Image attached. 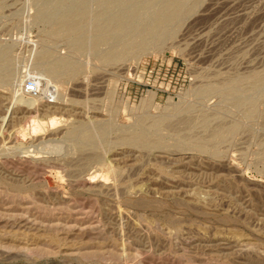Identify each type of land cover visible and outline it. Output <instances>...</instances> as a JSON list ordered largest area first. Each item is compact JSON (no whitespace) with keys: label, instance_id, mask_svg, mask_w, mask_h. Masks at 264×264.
<instances>
[{"label":"rangeland","instance_id":"1","mask_svg":"<svg viewBox=\"0 0 264 264\" xmlns=\"http://www.w3.org/2000/svg\"><path fill=\"white\" fill-rule=\"evenodd\" d=\"M0 52V264H264V0H0Z\"/></svg>","mask_w":264,"mask_h":264},{"label":"bare ground","instance_id":"2","mask_svg":"<svg viewBox=\"0 0 264 264\" xmlns=\"http://www.w3.org/2000/svg\"><path fill=\"white\" fill-rule=\"evenodd\" d=\"M90 1H91V0H90ZM130 1H131V0H130ZM45 2H46V1H45ZM48 2H49V1H48ZM187 2H188V1H187ZM89 4H90V3H89ZM194 5H195V4H194ZM27 6H28V5H27ZM79 9H80V8H79ZM104 9H105V8H104ZM70 10H71V9H70ZM93 10H94V9H93ZM22 11H23V10H22ZM44 12H45V11H44ZM117 12H118V11H117ZM121 12H122V11H121ZM24 13H25V12H24ZM98 14H99V13H98ZM121 14H122V13H121ZM27 15H28V14H27ZM125 16H126V15H125ZM26 17H27V16H26ZM89 17H91V16H89ZM89 17H88V18H89ZM23 18H24V17H23ZM29 19H30V18H29ZM80 20H81V19H80ZM27 21H28V20H27ZM115 21H116V20H115ZM25 22H26V21H25ZM28 23H29V22H28ZM130 23H131V22H130ZM65 25H66V24H65ZM68 25H69V24H68ZM89 25H90V24H89ZM110 25H111V24H110ZM113 26H114V25H113ZM70 28H71V27H70ZM108 28H109V26H108ZM105 30H106V29H105ZM123 30H124V29H123ZM107 35H108V34H107ZM109 35H110V34H109ZM123 35H125V34H123ZM110 36H111V35H110ZM160 37H161V36H160ZM88 40H89V39H88ZM100 40H101V39H100ZM86 46H87V45H86ZM135 49H136V48H135ZM86 51H87V50H86ZM45 52H46V51H45ZM92 52H93V51H92ZM92 52H91V53H92ZM97 52H98V51H97ZM0 53H2V52H0ZM137 53H138V52H137ZM2 54H3V53H2ZM3 56H4V55H3ZM113 56H114V55H113ZM0 57H1V56H0ZM39 57H40V58L44 57V54H43V56H39ZM45 57H46V56H45ZM106 57H107V56H106ZM114 58H115V56H114ZM59 61H60V60H59ZM15 62H16V61H15ZM47 62H48V61H47ZM53 63H54V62H53ZM53 63L50 64V68L53 70V73H56V71H58L59 69H60V70H61V69H67V68H66V65H67V64H66L65 62H63V61H61V62H57V63H59V64H55V63H56V62H55V63H54L55 65H54ZM47 64H48V63H47ZM32 65H33V64H32ZM53 65H54L55 67H54ZM56 65H57V66L60 65L61 67H59L58 70H57V69L55 70ZM68 65H69V64H68ZM70 65H71V64H70ZM42 66H43V65H42ZM20 67H21V66H20ZM45 67L47 68V66H45ZM75 68H76V67H75ZM70 69H71V68H70ZM86 69H87V68H86ZM41 70H44V71H45V68L43 67V69H41ZM60 70H59V71H60ZM10 71H11V70H10ZM15 71H16V70H15ZM65 71H69V72L71 71L70 74H72V72L74 73V70H65ZM49 73H50V72H49ZM51 73H52V72H51ZM42 75H43V74H42ZM61 75H62V74H61ZM8 77H9V76H8ZM14 77H15V76H14ZM35 77H36V76H35ZM5 78H6V77H5ZM13 79H14V78H13ZM15 79H16V78H15ZM50 80H51V79H50ZM46 81H47V80H46ZM50 82H51V81H50ZM227 82H228V81H227ZM51 83H52V82H51ZM17 84H18V83H17ZM68 89H69V88H68ZM71 89H72V88H71ZM208 90H209V89H208ZM263 90H264V88H263ZM260 92H261V90H260ZM258 93H259V92H258ZM72 94H73V93H72ZM259 94H260V93H259ZM204 95H205V94H204ZM245 95H246V94H245ZM235 97H236V96H235ZM60 98H61V96H60ZM254 98H255V97H254ZM53 99H54V98H53ZM235 99H236V98H235ZM60 100H61V99H60ZM237 108H238V107H237ZM209 113H210V112H209ZM46 117H47V116H46ZM34 118H35V117H34ZM54 118H55V117H54ZM35 119H36V118H35ZM52 119H53V118H52ZM52 119H51V120H52ZM28 120H29V119H28ZM37 122H38V121H37ZM48 122L54 123V120H52V121H48ZM48 122H47L46 125H49ZM187 122H188V121H187ZM31 123H33V122H31ZM38 123H39V122H38ZM40 123H41V122H40ZM40 123H39V125H40ZM45 123H46V122H45ZM41 124H42V123H41ZM101 124H103V123H101ZM34 125H35V124H34ZM52 125H53V124H52ZM32 126H33V125H32ZM49 126H51V125H49ZM40 127H41V126H40ZM219 127H220V126H219ZM34 128L37 129L38 127L35 125ZM34 128H33V129H34ZM42 128H43V127H42ZM88 128H89V127H88ZM107 128H108V127H107ZM91 129H92V128H91ZM95 129H96V128H95ZM98 129H99V128H98ZM133 129H134V128H133ZM43 130H44V129H43ZM43 130H42V131H43ZM108 130H109V129H108ZM131 130H132V129H131ZM86 132H87V131H86ZM144 132H145V131H144ZM83 134H84V133H83ZM91 134H92V133H91ZM84 135H85V136H86V135L90 136L89 133L84 134ZM93 135H95V134H94V131H93ZM96 135H97V134H96ZM118 136H119V135H118ZM91 137H93V136H91ZM94 137H95V136H94ZM94 137H93V138H94ZM82 138H83V137H82ZM95 138H96V137H95ZM97 138H98V137H97ZM134 138H135V137H134ZM92 140H93V139H92ZM94 140H95V139H94ZM96 140H97V139H96ZM99 140H100V139H99ZM45 141H46V140H45ZM45 141H43V142H45ZM84 142H85V141H84ZM121 142H122V141H121ZM61 143H62V142H61ZM64 143H65V142H64ZM66 144H67V143H66ZM106 144H107V143H106ZM60 145H61V144H60ZM93 146H94V145H93ZM58 147H59V146H58ZM136 147H137V146H136ZM151 147H152V146H151ZM155 147H156V146H155ZM158 147H161V146H158ZM29 148H30V147H29ZM31 148H32V147H31ZM63 148H64V146H63ZM34 149H35V148H34ZM36 149H37V147H36ZM70 149H71V148H70ZM72 149H73V148H72ZM35 151H36V150H35ZM61 151H62V150H61ZM31 152H32V151H31ZM35 154H36V153H35ZM60 154H61V153H60ZM62 156H64V155H62ZM97 156H98V155H97ZM93 161H94V160H93ZM92 179H93V178H92ZM101 180H102V179H101ZM21 188H22V187H21ZM142 201H143V200H142ZM137 202H138V201H137ZM140 202H141V201H140ZM143 203H144V202H143ZM147 203H148V202H147ZM139 204H140V203H139ZM141 204H142V202H141ZM151 204H152V203H151ZM185 206H186V205H185ZM141 207H143V206H141ZM16 219H17V218H16ZM29 241H30V240H29Z\"/></svg>","mask_w":264,"mask_h":264},{"label":"built area","instance_id":"3","mask_svg":"<svg viewBox=\"0 0 264 264\" xmlns=\"http://www.w3.org/2000/svg\"><path fill=\"white\" fill-rule=\"evenodd\" d=\"M38 86L36 84V81L34 79H30L27 81L26 85H25V92L29 93V94H34L37 93V89Z\"/></svg>","mask_w":264,"mask_h":264}]
</instances>
